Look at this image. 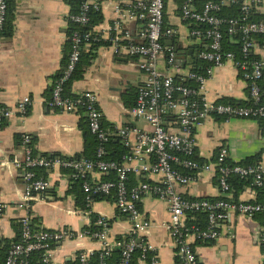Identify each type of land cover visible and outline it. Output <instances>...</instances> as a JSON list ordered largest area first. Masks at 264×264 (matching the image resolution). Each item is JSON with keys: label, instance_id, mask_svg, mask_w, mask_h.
Returning <instances> with one entry per match:
<instances>
[{"label": "built area", "instance_id": "1", "mask_svg": "<svg viewBox=\"0 0 264 264\" xmlns=\"http://www.w3.org/2000/svg\"><path fill=\"white\" fill-rule=\"evenodd\" d=\"M79 10L71 12L70 22L77 25H87L90 22V12L101 10L104 0H77ZM115 5L117 18L110 26V40L116 54H127L136 57L144 78L138 87L136 101L130 108V115L143 121L148 127L126 125L116 131H108L103 127V113L99 107L98 95L92 90H84L75 96L64 95V85L75 72L81 57L82 48L91 43L92 33L74 30L71 34L70 50L64 70L55 80L50 104L54 108L68 112L81 110L86 118L89 130L99 142L97 159L81 158L76 160L55 158L48 159L34 155L31 146L32 136L24 133L21 142L24 146V158L11 159L10 162L25 171L24 178L27 190L18 207L28 209L35 197H41L50 186V180L37 177L35 168L61 167L72 170L75 178H84L88 173H100L114 170L115 179L89 182L84 180L82 188L86 194L85 213L93 215L92 206L97 196L114 197L121 213L131 222L130 234L134 236L129 241L111 240L108 220L99 215L96 223L101 227L97 232L84 229L81 237H91L102 242L101 260L98 264H107L104 258L116 247L123 248L119 264H132V258L137 248L145 250L156 249L144 237V233L152 227V222L141 210L139 202L147 195H156L168 203L170 220L168 228L175 242L176 254L181 264H200L191 237L197 241L215 240L221 234V228L233 214L254 217L263 216L259 241L264 244V202L239 201L219 199L214 202L207 198L190 199L178 190L195 180L204 171H214L218 176V184L222 195H229L231 186L228 179L231 175L242 178L252 177L258 186L264 185V162L257 164H242L230 158L229 150L222 146L213 160L201 163L194 159L197 146L195 127L201 120L209 117L251 118L259 120L264 117V103H261V88L258 80L264 71L262 58L250 59L249 52L257 51L256 43L245 40L242 46V59L236 57L234 51L223 50L222 24L224 18L215 14L222 5L239 0H205L199 7L197 0H182L181 16L184 20L206 25V28L193 29L192 34L205 41V48L197 50V58L205 63L198 70H189L182 75V63L177 55L176 43L168 45L163 38L176 34L174 28H165V10L167 0H119ZM242 9L248 11L253 5L257 8L261 0H242ZM129 3V5L127 4ZM9 3L0 0V31L8 20ZM125 20H137L143 24L139 36L124 28ZM229 33L236 31L237 20L230 19ZM247 38L251 34H264V22H248L240 26ZM114 32V35L112 33ZM125 40V41H124ZM165 54L166 71L158 67L159 58ZM227 61H232L235 67L247 80L249 99L252 105H234L232 103L210 100L207 97L206 83L212 76L214 68ZM180 76L181 81L178 80ZM183 80L194 81L195 85L184 83ZM32 100L23 97L14 108L0 105V127L4 120L17 113L26 116ZM264 130V126H263ZM112 136L118 137L124 146L131 151L123 157V161L106 160L105 144ZM229 160L232 162H229ZM179 166L190 170L185 173ZM132 174L143 175L146 178L156 176L158 182L140 181L130 185ZM6 206L0 202V212ZM191 210H207L208 226L199 229L195 225L187 226V212ZM21 237L13 243L8 251L5 264H33L34 253L42 254V261L49 264L51 249L54 245L76 237L71 230H35L31 227V216H23L20 221ZM1 238V236H0ZM93 252L80 250L76 256L77 264H91ZM157 254V251H156ZM156 255L151 264H158Z\"/></svg>", "mask_w": 264, "mask_h": 264}, {"label": "crops", "instance_id": "2", "mask_svg": "<svg viewBox=\"0 0 264 264\" xmlns=\"http://www.w3.org/2000/svg\"><path fill=\"white\" fill-rule=\"evenodd\" d=\"M10 10V26L0 31V105L14 108L25 96L32 103L26 116L13 114L0 127V202L6 207L0 212L1 238L14 239L18 233L20 219L29 214L33 225L45 230H71L76 237L52 247L49 264H71L76 261L80 250L95 252L102 242L80 233L92 223V216L85 213L78 203L76 181L69 170L54 165L47 170L44 178L50 180V188L41 197H35L28 209L18 207L27 190L25 171L14 166L10 160L24 158L21 136H32V146L38 157L52 154L75 157L85 147L83 124L86 118L81 110L68 112L51 106V89L55 80L65 68L70 50L69 15L73 8L70 0H7ZM119 0H104L103 22L97 26L100 38L105 42L93 53L84 76L76 80L72 89L75 93L92 90L98 95L103 119L116 131L126 125L148 127L143 121L130 115L135 103L137 90L144 73L137 61L127 54H116L110 40V26L117 18L115 5ZM129 5V3H127ZM264 13V0L257 7ZM167 23L176 30V44L186 52L193 49L197 55L200 38L192 34V22L181 16L176 0L166 5ZM124 28L134 37L139 36L143 24L137 20H125ZM90 44L84 50L90 51ZM93 52V51H92ZM264 60V48L256 51ZM182 75L192 69L195 59L190 54L181 55ZM166 56L159 58L158 67L166 71ZM207 97L222 101L234 99L238 102L249 100L247 80L227 61L214 68L206 83ZM196 155L205 161L213 160L222 146L229 150L233 161L262 153L264 162V130L259 120L251 118L209 117L196 125ZM35 154V155H36ZM90 180H101L102 173H88ZM158 182L156 176L149 177ZM178 190L185 197H218L222 195L218 176L214 171H204L198 178ZM243 201L256 199L255 190L247 186L240 195ZM139 206L152 227L143 235L157 251L158 264H177L175 242L168 223V203L156 195H147ZM93 214L108 220L111 240L131 231L129 218L120 212L114 199H96ZM263 216L250 218L233 214L221 228L220 236L211 245L200 244L191 237L200 264H264V244L259 241ZM139 264H147L140 261Z\"/></svg>", "mask_w": 264, "mask_h": 264}, {"label": "trees", "instance_id": "3", "mask_svg": "<svg viewBox=\"0 0 264 264\" xmlns=\"http://www.w3.org/2000/svg\"><path fill=\"white\" fill-rule=\"evenodd\" d=\"M176 1L179 3V5L182 4V0H176ZM203 2H205V0H197L199 7L203 4ZM70 3L72 4V8H73L72 12H77L79 10V2L77 0H70ZM242 6H243V2H242V0H239V1L234 2V3L222 5L221 8L215 12L216 15H218V16H220L226 20L222 24L223 50L224 51H234L236 53V57L239 59L243 58L241 50H242L243 42L245 40L253 41L254 43L257 44L256 47H258V48H264V34L254 33V34H251L250 36H248L247 38H244V34H243L242 30L240 29V26L245 25L248 22H253V21L264 22V13L259 11L255 7V5H253L248 11L243 10ZM90 18H91L90 22L87 25L80 26V25H77V24H74L71 22V27H70V33L71 34L74 30H77V29L82 31V32H91L92 33V40H91V46L89 48L90 51L84 50V48H82L81 60L78 64L75 72L71 76V78L64 85V95L65 96H72L73 97L76 95V93L72 89L73 83L76 80H79L84 76L85 68L87 65H89L90 58L93 55V53L100 47L101 44L107 43V41L105 42L104 39L100 38V32L97 29V26H99L104 20V15L102 13V10L91 11L90 12ZM230 19L237 20V23H238L237 26H235L236 31L234 33L228 32V28L231 26V24L229 23ZM10 22H11V19H10V10H9L8 20L6 22V24L8 23L7 26L9 25V27H8L9 31H11L10 28L12 29V26H10ZM188 22H190V21H188ZM192 23H193V25H192L193 29L206 28L207 27L206 25H201V24H197L194 22H192ZM165 28H173L171 25H169L167 23L166 10H165ZM112 35H114V32L112 33ZM168 40L176 41V34L170 38H168V37L163 38V43L166 44V42ZM177 45H178L177 55H178L179 61L181 63H183L184 60L181 57V55H184V54H182L180 52L185 51V50H183L185 48L180 46V44H177ZM196 48L198 49V51L205 48V41L200 39V43L197 44ZM132 58L136 60V57H132ZM248 58L254 59V58H261V57L255 50H253L252 52H249ZM201 65H205V63L196 57L195 63L193 64L191 70H198V69H200L199 67ZM180 78L181 77L178 76L179 81H181ZM183 82L189 83L193 86L195 85L194 81L183 80ZM258 83H259V86L261 88V103H264V71H263L262 77L258 80ZM52 90H53V88L51 89V95H52ZM220 102L232 103L234 105H248V106L252 105V100H250V99L245 101V102H238L234 99H225V100H222ZM221 119H223V118H221ZM259 122L262 126H264V117L260 118ZM108 126H111V125H109L103 119V127L106 129ZM83 129H84V137H85V147H84V151L82 153L77 154L75 157H66V156H63L60 154H52L50 156H45L44 158H48V159L64 158V159H70V160L71 159L76 160V159H81V158H88L91 160H96L99 142H98L96 136L90 132L88 124L86 121L83 124ZM31 146H32V143H31ZM105 148H106V154H105L104 158L106 160H113V161H118V162L123 161V157L128 155L131 151V148L124 146L122 141L116 136H112L109 139V141L106 142ZM32 149H33V146H32ZM33 153H34V155L36 154L34 152V149H33ZM36 156H37V154H36ZM194 159L201 162V163L207 162V161L201 159L199 156H197L196 151L194 154ZM261 161H262V153H257L255 155H252V156L245 158L244 160L240 161L239 163L248 165V164H257ZM229 162H231V161L229 160ZM48 168H50V167H37V168H35L34 170H35L36 176L37 177H43V176L45 177L47 175ZM179 168H181V170L185 173L191 172L190 170L183 168L181 166H179ZM62 169L63 170H69L72 173V170L69 168L62 167ZM116 176H117V173L114 170H109L108 172L103 173L101 181L102 180L105 181V180H109V179H115ZM74 179L76 181L75 187H76V191H77L78 203H79L81 208L86 209V200H85L86 194L82 188V184H83L84 180H88L91 183L96 182V181L90 180V177L88 174L84 178H75L74 177ZM145 180H148L151 182V179L146 178L143 175L132 174L130 176V185H135L138 182L145 181ZM228 182L231 186V190H230L229 195H221L218 197H200V198H207L212 202L219 200V199H228V200L233 201V202H239V201H241L240 195L242 194V192L245 190V188L247 186H250L256 192V199L253 201L264 202V185L263 186L256 185L254 183V180L252 177L242 178L238 175H231L228 179ZM103 198H107V197H104V196H97L96 197V199H103ZM108 198L114 199L113 196H110V197L108 196ZM187 198L194 199L193 197H187ZM32 203H33V201H31V205H32ZM187 213H188L187 214V220H186L187 226L195 225L199 229H206L207 228L209 211H207V210H191V211H188ZM98 217H99V215H97V214L92 215V223L89 227H87V229H89L91 232H97V231L101 230V227L96 223V220L98 219ZM31 227L35 230L40 229V228L35 227L32 222H31ZM133 236L134 235L130 234V233L125 234V235H119V236H117L116 240H119L122 242L123 241L127 242ZM20 237H21V226L19 223L18 224V233L14 239L0 238V264H5V260H6L10 246L13 243L18 242L20 240ZM214 241L215 240H206V241L200 240L198 242L200 244L211 245L214 243ZM122 251H123V248L121 246H116L110 252V254L104 258V260L107 262V264H119L121 257H122ZM100 253H101L100 250H96L95 252H93V254L91 256V264H98L99 263V261L101 260ZM156 255H157L156 251H153V250H145L144 251L142 248H137L134 255H133L131 263L132 264H139L140 261H145L147 264H151L153 258ZM31 261L33 264H46L42 261V254L40 252L34 253L33 256L31 257ZM71 264H77V263L75 261L74 263H71ZM177 264H181L178 258H177Z\"/></svg>", "mask_w": 264, "mask_h": 264}, {"label": "water", "instance_id": "4", "mask_svg": "<svg viewBox=\"0 0 264 264\" xmlns=\"http://www.w3.org/2000/svg\"><path fill=\"white\" fill-rule=\"evenodd\" d=\"M166 44H168V45H173L174 42H173L172 40H168V41L166 42ZM174 45H175V44H174ZM176 48H178V45H176ZM180 53H182V54L188 53V54H190L191 56H193L194 58L197 57V55H195V52H194L193 49H190V50L187 51V52L182 51V52H180Z\"/></svg>", "mask_w": 264, "mask_h": 264}]
</instances>
